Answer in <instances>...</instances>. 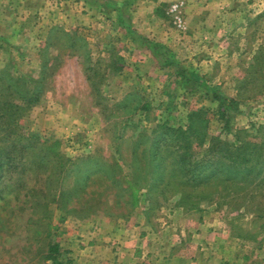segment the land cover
Listing matches in <instances>:
<instances>
[{"label": "rangeland", "instance_id": "374dc122", "mask_svg": "<svg viewBox=\"0 0 264 264\" xmlns=\"http://www.w3.org/2000/svg\"><path fill=\"white\" fill-rule=\"evenodd\" d=\"M174 2L182 27L168 13ZM6 94L31 102L17 127L0 119V264H55L53 243L63 264L176 254L180 264H264V173L210 177L237 145L264 146V0H0ZM192 113L200 136L177 134ZM20 135L32 145L26 160L42 149L76 164L92 154L125 184L137 173L141 187L105 189L101 179L83 195L89 207L73 200L70 213L57 206L61 185L47 204L17 194ZM65 173L63 185L73 182Z\"/></svg>", "mask_w": 264, "mask_h": 264}, {"label": "trees", "instance_id": "16d2710c", "mask_svg": "<svg viewBox=\"0 0 264 264\" xmlns=\"http://www.w3.org/2000/svg\"><path fill=\"white\" fill-rule=\"evenodd\" d=\"M126 3H124L125 5ZM3 87L8 90L10 89V84L3 85ZM26 93V92H25ZM1 96V95H0ZM5 98L0 99V119L4 118V121H6V126H11V124H14V127L18 126L17 116L18 112L22 111V109L25 107L26 104H30V100H27L25 95L19 96L20 101H24L23 104L16 103V100L18 98H8L7 94L4 96ZM36 100V99H35ZM34 100V101H35ZM16 114V115H15ZM194 114V115H193ZM196 113H192L190 115V123L187 125L185 130H180L179 132L176 131V133L182 135L188 134L194 135V137L200 136L201 133H196L193 129L194 123L193 118L195 117ZM8 128V127H7ZM247 133V132H246ZM34 138V137H32ZM28 137H25L23 135H20L17 137V139L13 142L15 143L13 146L14 151H18L19 155L17 157L20 160H25L22 163H20L19 166L16 165V168H18V179L17 182V188L16 193H20L21 190L25 191L24 196L28 195L30 198L33 196V194H39L36 198H47L46 204L51 201L54 202V195H55V189H57V186L61 185V195H60V201L61 203L57 204L58 208L62 210L63 212L70 213L73 210V208H67V206L75 200L77 203L80 204V207L88 206L90 203L89 199H84V194H90L93 192L92 188L95 183L100 184L101 179H105V185L104 188H110L114 183L121 185V188L123 190L133 189L137 190L140 189L141 185H139V181L137 180V173L134 172L135 178L130 181L129 183L125 184L124 181H122L121 177H116V173L112 170V166L107 167L104 164L102 167L95 164V161L93 159V155L90 154L86 156L84 160L81 162H77L69 157H66L60 153L53 152L49 153L48 150H37V152L33 155V158L30 160L28 159V154L33 153L31 152L29 147H32V145H27V141H29ZM200 141L195 143V147L200 145ZM188 147V145H187ZM187 147L184 145V148L187 149ZM29 149V152L27 151ZM153 149H157L153 146ZM261 151H264L263 145H257L256 143L249 142L246 140L244 144L237 145L234 150H231L230 153L223 158L228 160L227 162H223L222 160L218 159L215 160V162H212L213 168L211 171V178L215 179H222V180H232V181H243L244 177H249L254 174H261L264 173V161H261L259 158L261 155ZM188 153V149H187ZM258 160L256 162L255 159ZM11 158H8L7 161H9ZM87 159V160H86ZM185 159L182 158L179 165V168L181 171H184L185 173H191L193 172L190 164L191 161H184ZM79 163H83L84 166L81 167ZM259 164L260 168L256 170L257 164ZM67 164H70L71 169L69 172L65 173ZM0 166H3L2 164ZM199 166V164L196 165V167ZM73 175V182L68 183L67 185H63V181L61 182V175L65 173L68 177L69 175ZM193 175V173H191ZM201 174L197 176L199 180H201ZM99 177H102L99 179ZM143 175H141L140 178H142ZM33 178L34 182L31 185H29L30 179ZM53 178H55L53 180ZM193 179L195 182L198 180L196 177ZM65 179V178H64ZM53 181L55 182L56 186L54 187ZM39 182L44 183L43 188L36 187V184ZM72 184V185H71ZM53 185V187H52ZM125 197L124 194L120 195L119 199L122 197L123 204H127L129 202V199L132 204H135V201L131 199V196L126 194ZM28 197V198H29ZM25 201H27V199ZM120 202V201H118ZM89 207V206H88ZM39 220V219H37ZM32 218L28 220V223L31 224ZM35 227V226H34ZM36 229H34L35 231ZM58 245L57 243H53L48 247V252L46 253V258H49L54 262L55 264H63L61 261H59L58 257Z\"/></svg>", "mask_w": 264, "mask_h": 264}, {"label": "built area", "instance_id": "2783aa9c", "mask_svg": "<svg viewBox=\"0 0 264 264\" xmlns=\"http://www.w3.org/2000/svg\"><path fill=\"white\" fill-rule=\"evenodd\" d=\"M168 13H169V16L171 17V20L177 27L183 26L180 2L172 3L168 8Z\"/></svg>", "mask_w": 264, "mask_h": 264}, {"label": "crops", "instance_id": "0c3cea01", "mask_svg": "<svg viewBox=\"0 0 264 264\" xmlns=\"http://www.w3.org/2000/svg\"><path fill=\"white\" fill-rule=\"evenodd\" d=\"M180 258H182L179 254H176V259H175V256H170L167 257V258H162L161 260L158 261V264H175V263H178L180 264ZM191 261H194V257H189L188 258V264H191ZM211 261V260H210ZM208 261V262H210Z\"/></svg>", "mask_w": 264, "mask_h": 264}]
</instances>
